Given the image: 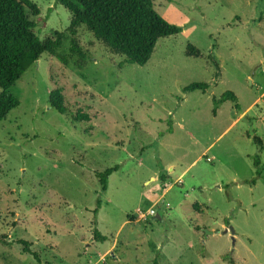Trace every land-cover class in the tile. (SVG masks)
I'll list each match as a JSON object with an SVG mask.
<instances>
[{
    "label": "rangeland",
    "instance_id": "374dc122",
    "mask_svg": "<svg viewBox=\"0 0 264 264\" xmlns=\"http://www.w3.org/2000/svg\"><path fill=\"white\" fill-rule=\"evenodd\" d=\"M32 1L41 40L68 30L67 8ZM153 3L182 32L146 65L123 64L82 27L86 62L67 42V65L45 53L9 89L19 106L0 121V264H264V0ZM193 83L210 89L185 92ZM55 85L79 117L50 107ZM228 91L237 102L214 114ZM117 166L104 191L97 174Z\"/></svg>",
    "mask_w": 264,
    "mask_h": 264
},
{
    "label": "trees",
    "instance_id": "16d2710c",
    "mask_svg": "<svg viewBox=\"0 0 264 264\" xmlns=\"http://www.w3.org/2000/svg\"><path fill=\"white\" fill-rule=\"evenodd\" d=\"M71 13V24L66 32L56 33L55 37L41 40L36 32V24L32 18L38 17L40 8L32 0H0V121L19 106V101L9 89L36 64L41 56L48 53L67 65L68 55L62 48L69 43L70 52L79 57L81 66L87 57L82 52L77 39L78 30L82 27L90 31L114 55L124 58L123 64L146 65L155 53L160 39L176 36L182 28L165 20L155 9L153 0H56ZM187 56L200 58L202 53L193 45H188ZM210 85L193 83L187 86L185 92L202 91L207 93ZM235 93L228 91L220 98L214 97L215 113L217 108L226 102H237ZM50 107L61 114L72 115L60 88L50 93ZM259 172L260 163L255 162ZM119 167L98 173L97 177L107 189L108 178ZM95 236L103 241L96 232ZM6 236L0 235V244L9 246ZM26 253L37 254L30 249L31 243L20 240Z\"/></svg>",
    "mask_w": 264,
    "mask_h": 264
},
{
    "label": "built area",
    "instance_id": "2783aa9c",
    "mask_svg": "<svg viewBox=\"0 0 264 264\" xmlns=\"http://www.w3.org/2000/svg\"><path fill=\"white\" fill-rule=\"evenodd\" d=\"M210 160H211V159L208 158V161H210ZM149 215H151V216H155V215H156V211H155L154 209H150V210H148V211H146V212H143V213L141 212V213H140V218L146 220V219L148 218Z\"/></svg>",
    "mask_w": 264,
    "mask_h": 264
},
{
    "label": "water",
    "instance_id": "95a60500",
    "mask_svg": "<svg viewBox=\"0 0 264 264\" xmlns=\"http://www.w3.org/2000/svg\"><path fill=\"white\" fill-rule=\"evenodd\" d=\"M158 217H159V216H158ZM229 231H230L232 234H234V230H233V228H230V229L228 228V229H226V230H225V233H227V232H229Z\"/></svg>",
    "mask_w": 264,
    "mask_h": 264
},
{
    "label": "crops",
    "instance_id": "0c3cea01",
    "mask_svg": "<svg viewBox=\"0 0 264 264\" xmlns=\"http://www.w3.org/2000/svg\"><path fill=\"white\" fill-rule=\"evenodd\" d=\"M228 229V228H227ZM227 233H229V232H227Z\"/></svg>",
    "mask_w": 264,
    "mask_h": 264
}]
</instances>
